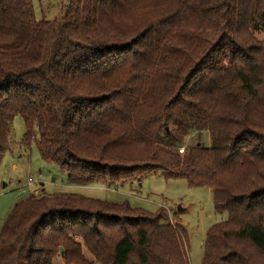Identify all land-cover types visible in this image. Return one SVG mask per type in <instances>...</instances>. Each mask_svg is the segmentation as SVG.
Instances as JSON below:
<instances>
[{
	"label": "trees",
	"instance_id": "obj_1",
	"mask_svg": "<svg viewBox=\"0 0 264 264\" xmlns=\"http://www.w3.org/2000/svg\"><path fill=\"white\" fill-rule=\"evenodd\" d=\"M256 32L264 0H68L54 20L38 19L33 0H0V167L20 115L24 145L73 184L111 187L161 171L211 188L228 218L210 229L202 264H264ZM58 257L188 264L187 234L164 209L41 190L5 219L0 264Z\"/></svg>",
	"mask_w": 264,
	"mask_h": 264
},
{
	"label": "rangeland",
	"instance_id": "obj_2",
	"mask_svg": "<svg viewBox=\"0 0 264 264\" xmlns=\"http://www.w3.org/2000/svg\"><path fill=\"white\" fill-rule=\"evenodd\" d=\"M33 2L36 17L47 20L59 18L68 4V0ZM255 35L264 40V33L256 32ZM25 132L24 120L17 115L12 124L10 149L0 167V232L13 207L30 195L38 194L41 190L48 194L75 193L117 204L128 203L134 208L151 213L164 209L172 222L177 220L186 230L188 264H202L204 243L210 229L228 218L226 211L216 209L211 188L190 186L185 178H166L161 171L131 183L111 187L73 184L57 166L41 158L35 143L31 148L24 145ZM197 135V132H193L185 142H195ZM203 135V143L210 145L209 133L204 132ZM30 178L33 179L32 184H29ZM84 254L89 261L94 260L86 246ZM55 264L66 263L63 258L58 257Z\"/></svg>",
	"mask_w": 264,
	"mask_h": 264
},
{
	"label": "built area",
	"instance_id": "obj_3",
	"mask_svg": "<svg viewBox=\"0 0 264 264\" xmlns=\"http://www.w3.org/2000/svg\"><path fill=\"white\" fill-rule=\"evenodd\" d=\"M184 150H185V147L184 146H182V147L179 148V152L180 153H184ZM32 183H33V179L30 178L29 184H32Z\"/></svg>",
	"mask_w": 264,
	"mask_h": 264
}]
</instances>
